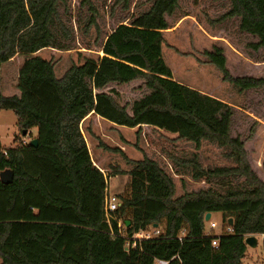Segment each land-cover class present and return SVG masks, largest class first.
<instances>
[{
    "label": "trees",
    "instance_id": "obj_1",
    "mask_svg": "<svg viewBox=\"0 0 264 264\" xmlns=\"http://www.w3.org/2000/svg\"><path fill=\"white\" fill-rule=\"evenodd\" d=\"M56 2L0 0V68L22 55L16 83L19 94L0 92V108L15 113L21 134L36 127L30 139H37L33 145L14 136V146L0 145V171L13 170L12 181L0 179L1 263L152 264L155 257H162L168 264H244L245 236L263 233L260 264H264V177L251 166L244 139L230 134L231 104L172 80L169 66L160 57L166 14L178 0H152L129 24H118L106 36L102 54L79 51L80 61L72 62L60 76L53 60L39 54L53 39L49 23L57 13ZM81 4L90 12L85 27L93 25L98 30L96 5L92 0H81ZM234 15L239 16L241 30L257 36L248 45L264 46V0H230V7L212 20ZM203 53L222 78L240 91L264 86V76L232 75L221 46L213 45ZM134 79H142L150 90L131 102L130 111L115 99L114 87L103 89L112 82ZM93 113L117 124L137 126V132L143 123L163 126L176 132V137L194 142L196 148L202 139L226 146L234 165L205 168L195 152L189 158L169 155L178 164L190 166L195 178L236 174L243 176L245 185L223 191L207 186L175 195L172 176L143 153L141 158H129L133 165L125 171L128 189L117 193L120 205L108 221L104 212L107 177L89 151L84 132L91 129L83 128ZM261 165L264 170V159ZM48 170L60 176V192H54L47 181ZM33 205L36 213L28 209ZM207 211L220 212L222 224H229L231 231L205 233ZM154 222L161 229L159 235L135 240L126 248L127 238ZM182 228L185 232L179 239ZM213 237L217 246L211 244Z\"/></svg>",
    "mask_w": 264,
    "mask_h": 264
},
{
    "label": "rangeland",
    "instance_id": "obj_2",
    "mask_svg": "<svg viewBox=\"0 0 264 264\" xmlns=\"http://www.w3.org/2000/svg\"><path fill=\"white\" fill-rule=\"evenodd\" d=\"M97 7L96 20L99 29L93 25L86 28L89 10L81 0H57V13L53 14L49 23L53 34L51 45L39 51V54L51 58L57 76L72 63L79 62V51L102 54V44L106 36L120 23L129 24L140 12L149 8L152 0H92ZM229 0H178L174 10L166 14L167 27L163 31L162 59L171 70V79L183 82L203 92L215 95L231 104L232 116L230 134L244 139L248 160L251 166L263 178L261 165L264 159V86L250 87L240 91L233 83L222 78L219 69L208 60L204 49H212L219 45L224 50L226 66L232 75L264 76V47L254 49L248 42L257 40L250 32H243L239 22L233 17L214 21L230 6ZM238 18V17H237ZM21 55L14 57L7 65H16ZM0 79L5 77L1 69ZM7 71L6 77L12 81L15 70ZM14 72V74H13ZM120 104H126L130 111L131 102L150 89L142 79L118 84L115 82L104 86ZM89 126L91 133L84 132L93 159L96 152L103 155V162H97L107 177V189L116 194L125 193L128 189L129 174L125 171L133 164L129 160L141 158L143 153L155 159L168 172L175 183V195L184 190H197L212 186L220 191L228 187H243V176L230 174L212 176L209 179L195 178L191 175V167L178 164L169 153L189 158L195 152L200 164L207 167L217 165H234L235 162L227 154L226 146L218 145L208 139H202L200 146L194 142L176 137L177 133L164 128L143 123L140 131L137 126L115 124L98 114H91L83 122ZM84 131V130H83ZM36 134V127L31 133L21 134L17 128L16 115L11 109L0 108V145L14 146V136L29 141ZM114 147V148H112ZM123 147V148H122ZM125 147V148H124ZM91 155V156H92ZM95 164V163H94ZM111 171L118 174L108 175ZM123 171L124 173H120ZM47 181L54 192H60V176L47 171ZM4 203L0 200V207ZM34 206V205H33ZM33 212L38 208L34 206ZM218 223L220 212H211ZM205 230L210 231L205 221ZM217 226L213 232L218 231ZM256 237V244H247L244 264H260L262 249L261 238ZM0 264L1 259H0Z\"/></svg>",
    "mask_w": 264,
    "mask_h": 264
},
{
    "label": "built area",
    "instance_id": "obj_3",
    "mask_svg": "<svg viewBox=\"0 0 264 264\" xmlns=\"http://www.w3.org/2000/svg\"><path fill=\"white\" fill-rule=\"evenodd\" d=\"M120 205V200L119 197L117 196V194L115 192H111L109 191V189H106L105 195H104V212H105V216L106 219L109 221L110 217H111V213L118 208V206ZM30 208H33V206H30ZM205 221L208 224V227L210 229V231H206L205 233H214V234H218L221 231H231V226L229 224H222V223H218L215 219L212 218V216L210 215L209 218L205 219ZM118 226L120 231L123 230V226L120 222H118ZM219 227L218 231L213 232L212 230H214L216 227ZM161 232V229L159 226L153 225V223L145 228V229H139L138 231L134 232L129 238L126 239V248L129 245H134V241L135 240H140L142 238H150L153 236H157L159 235ZM185 232V228H182L178 234V238L180 239L181 236L184 234ZM110 237H114V233L111 231L109 233ZM211 244L213 246H217V238L213 237L211 239ZM169 260L166 258H162V257H155L153 259L152 264H168Z\"/></svg>",
    "mask_w": 264,
    "mask_h": 264
},
{
    "label": "crops",
    "instance_id": "obj_4",
    "mask_svg": "<svg viewBox=\"0 0 264 264\" xmlns=\"http://www.w3.org/2000/svg\"><path fill=\"white\" fill-rule=\"evenodd\" d=\"M230 2V0H229ZM230 6V5H229ZM234 18L236 21L239 22V16L238 15H234V16H231V18ZM238 17V18H237ZM243 32H247V31H244L242 30ZM255 35V34H254ZM256 36V35H255ZM260 47H264V46H260ZM16 57V56H15ZM14 57L10 60H8L7 62H5L1 68V69H4L5 70V77L1 78L0 79V92L2 94H19V88L17 87L16 83H17V77H18V69H19V65L20 63L22 62V55L20 56V59H18L17 61V64L16 65H7V63L11 62V60H13ZM9 70V72L12 73L11 70H15V76H14V79L12 81H9V76L6 77V74H7V71ZM0 74H1V71H0ZM14 74V72H13ZM132 81V80H131ZM117 125V123H115ZM130 127V126H129ZM132 128V127H131ZM31 132H32V129H31ZM86 136V135H85ZM86 140H87V137H86ZM123 148V147H122ZM125 148V147H124ZM92 155V154H91ZM96 157H97V162H103V155L100 153V152H96ZM130 158V157H129ZM92 159H93V155H92ZM138 159V158H137ZM95 161V159H93V162L97 165L98 163ZM101 168V167H100ZM118 174V173H116ZM115 175V174H113ZM255 236L259 235V237L262 239V236H263V233L261 234H257V233H253ZM260 239V240H261ZM260 245H261V242H260ZM262 256L261 255V259H262Z\"/></svg>",
    "mask_w": 264,
    "mask_h": 264
},
{
    "label": "water",
    "instance_id": "obj_5",
    "mask_svg": "<svg viewBox=\"0 0 264 264\" xmlns=\"http://www.w3.org/2000/svg\"><path fill=\"white\" fill-rule=\"evenodd\" d=\"M30 143H32L33 145H36L37 144V139L35 137L31 138L30 139ZM0 179L4 183L12 181V179H13V170L11 168H6V169H3L2 171H0ZM210 215H211V212L207 211L205 213L204 219L209 218ZM231 222H232V217H229L228 218V223H231ZM128 223H129V220H126V224H128ZM156 224H157L156 222L153 223V225H156ZM244 240L249 245L253 246V245L256 244V237H255L254 234H248L247 236H245Z\"/></svg>",
    "mask_w": 264,
    "mask_h": 264
}]
</instances>
